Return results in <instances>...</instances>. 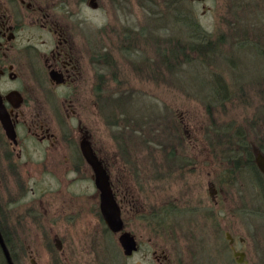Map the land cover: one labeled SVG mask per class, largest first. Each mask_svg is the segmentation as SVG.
I'll return each instance as SVG.
<instances>
[{
	"label": "rangeland",
	"instance_id": "1",
	"mask_svg": "<svg viewBox=\"0 0 264 264\" xmlns=\"http://www.w3.org/2000/svg\"><path fill=\"white\" fill-rule=\"evenodd\" d=\"M96 1L95 11L81 2L79 36L89 65L91 41L98 46L101 78L97 86L92 79L72 95L76 113L68 119L56 95H44L54 126L60 133L68 127L77 149L79 128L90 130L93 149L108 162L112 178L120 179V190L137 202L123 205L124 221L135 224L139 240L165 243L172 264H233L206 238L226 230L252 239L244 247L249 261L256 264L259 255L264 264V175L230 171L233 161L246 160V149L264 154V0ZM205 37L210 54L180 55V48L186 51ZM175 49L180 53L172 58ZM221 168H229L227 180L235 179L221 183L214 205L206 177ZM41 169L29 165L30 183L42 178L56 183L57 175L36 177ZM82 172L66 175L78 182L62 194L67 212L52 224V237L56 231L62 249L51 236L33 238L23 249L37 264L140 260V254L124 260L117 236L90 215L95 199L86 195L93 192L92 172L87 167ZM15 187L0 185V197ZM68 209L81 213L69 220ZM151 214L163 217L162 229H154Z\"/></svg>",
	"mask_w": 264,
	"mask_h": 264
},
{
	"label": "flooded vegetation",
	"instance_id": "2",
	"mask_svg": "<svg viewBox=\"0 0 264 264\" xmlns=\"http://www.w3.org/2000/svg\"><path fill=\"white\" fill-rule=\"evenodd\" d=\"M81 2L89 6L90 0H0V106L3 107L1 112L6 117L5 120L12 125L15 134L14 138L9 137L0 120V185L7 187V184L13 182L16 186L4 198L0 197V237L8 251L7 257L0 243L2 264H25L27 260L30 264H37L32 252L28 253L23 249L24 243L31 242L33 238L38 240L52 237V228L56 227L52 224L65 216L67 208L60 203L62 194L78 182L67 180L66 175L75 173L79 177L85 167L92 172L80 149H77L74 134L68 127L65 128V133L58 131L51 114L48 115L47 110H44L43 99L45 94L56 95L66 119L71 118V114L75 112L72 95L81 87H86L87 82L90 84L92 79L97 86L101 78L98 46L94 48L93 40L91 41L93 58L89 65L88 48L84 49L79 36L82 24L79 13ZM90 9L95 11L98 4L96 9ZM79 130L83 131L79 146L83 139L91 145L90 130L85 126ZM92 151L108 176L110 190L120 208L124 224L122 231L133 234L135 238L136 248L130 255H125L120 245L123 259L131 260L140 254V260L131 264H172L165 243H157L154 238L139 240L134 232L135 224L124 221L123 205L131 203L136 206L137 202L127 198L126 192L120 190V179L112 178L106 159L100 157L98 150L93 147ZM250 153L246 149V160L242 165H238V160L233 161L230 171L234 172L235 168L247 169L254 175L258 172L264 175V154L259 149H254L253 162V154ZM31 164L42 165L41 175L36 177L57 175L56 183L48 184L44 178L30 183L32 175L28 167ZM228 171L221 168L212 178L206 177L209 198L214 205L222 191L221 183L235 179V176L229 180L224 177V172ZM233 172L230 174H234ZM89 181L93 184V192L86 196L93 195L95 199L90 215L98 217L104 223L99 199L97 200L100 193L94 183V172ZM68 210L69 220L81 213L80 210ZM149 222L153 223L156 231L164 226L162 216L154 217L151 214ZM9 226L11 229H8ZM119 233H112L117 236V242ZM52 238L55 248L61 250L56 231ZM206 238L210 246L214 245L228 260L231 261L232 258L233 264H251L244 247L252 239L231 235L228 230L215 233L214 238L213 233H207ZM149 258L152 261H146ZM258 259L259 255L256 264H260Z\"/></svg>",
	"mask_w": 264,
	"mask_h": 264
},
{
	"label": "water",
	"instance_id": "3",
	"mask_svg": "<svg viewBox=\"0 0 264 264\" xmlns=\"http://www.w3.org/2000/svg\"><path fill=\"white\" fill-rule=\"evenodd\" d=\"M89 6L92 9L97 8V4L94 0H90ZM3 107L0 106V120L3 124L4 130L7 135L11 138H14L15 134L13 133L12 125L7 122L6 117L4 116ZM6 119V120H5ZM80 151L85 161L90 165L92 172H94V183L100 193L99 204H100V213L104 224L112 233H119L118 243L122 246L125 255H130L131 251L136 248L135 238L132 234H129L126 231H122L124 224L122 222L120 208L114 200L113 193L110 190V185L108 182V176L106 172L102 169L100 162L97 160L94 152L91 149L90 142L83 139L80 143ZM260 165V162L258 163ZM0 243L3 247V251L7 254L8 251L5 248L3 240L0 237Z\"/></svg>",
	"mask_w": 264,
	"mask_h": 264
},
{
	"label": "trees",
	"instance_id": "4",
	"mask_svg": "<svg viewBox=\"0 0 264 264\" xmlns=\"http://www.w3.org/2000/svg\"><path fill=\"white\" fill-rule=\"evenodd\" d=\"M197 36H198V39H199L200 38L199 35H197ZM196 41L197 42L192 41L193 43L192 44H189L187 46L188 49L186 51H184L183 48H180V51H182L181 53H180V51H178L177 49H175L174 52L172 51V54L170 55V57L175 58V56H177L180 53L181 56H183V57L186 58L187 57V53L186 52H190V51L191 52H196L194 50H198L200 52V55L198 54V56L200 58H202L204 55H206L207 52L209 53V50L208 49L211 48V45H210V41H208V39H206V37L204 39L201 38V40H196ZM210 51H211V49H210ZM202 53H203V55H201ZM166 58H167V56L165 55V57H164L165 61H166ZM167 66H168L167 67L168 69H172V66H170L169 64Z\"/></svg>",
	"mask_w": 264,
	"mask_h": 264
}]
</instances>
